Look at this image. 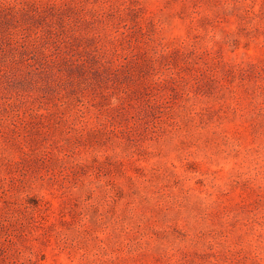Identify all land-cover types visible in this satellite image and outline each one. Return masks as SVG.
<instances>
[{
  "label": "rangeland",
  "instance_id": "rangeland-1",
  "mask_svg": "<svg viewBox=\"0 0 264 264\" xmlns=\"http://www.w3.org/2000/svg\"><path fill=\"white\" fill-rule=\"evenodd\" d=\"M0 264H264V0H0Z\"/></svg>",
  "mask_w": 264,
  "mask_h": 264
}]
</instances>
